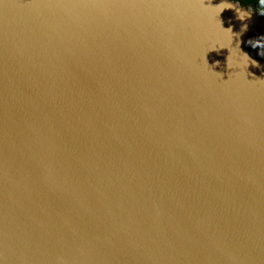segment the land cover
<instances>
[{
  "label": "water",
  "instance_id": "obj_1",
  "mask_svg": "<svg viewBox=\"0 0 264 264\" xmlns=\"http://www.w3.org/2000/svg\"><path fill=\"white\" fill-rule=\"evenodd\" d=\"M256 43L238 0H0V264H264Z\"/></svg>",
  "mask_w": 264,
  "mask_h": 264
},
{
  "label": "trees",
  "instance_id": "obj_2",
  "mask_svg": "<svg viewBox=\"0 0 264 264\" xmlns=\"http://www.w3.org/2000/svg\"><path fill=\"white\" fill-rule=\"evenodd\" d=\"M242 5H250L264 16V0H238Z\"/></svg>",
  "mask_w": 264,
  "mask_h": 264
},
{
  "label": "clouds",
  "instance_id": "obj_3",
  "mask_svg": "<svg viewBox=\"0 0 264 264\" xmlns=\"http://www.w3.org/2000/svg\"><path fill=\"white\" fill-rule=\"evenodd\" d=\"M225 8H235V6L234 5H226L223 9H225ZM236 11H237V13H238V19H240V20H244V19H248V18H250V16H251V13H246V12H244L243 10H241V9H236ZM245 27V29H246V25L244 26ZM253 46L255 47V46H259L260 48L261 47H264V43H256V44H253Z\"/></svg>",
  "mask_w": 264,
  "mask_h": 264
}]
</instances>
